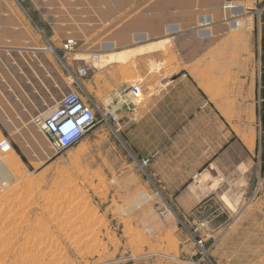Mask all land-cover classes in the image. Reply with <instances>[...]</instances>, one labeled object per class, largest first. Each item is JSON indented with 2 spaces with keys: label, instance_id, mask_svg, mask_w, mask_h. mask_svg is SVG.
<instances>
[{
  "label": "rangeland",
  "instance_id": "374dc122",
  "mask_svg": "<svg viewBox=\"0 0 264 264\" xmlns=\"http://www.w3.org/2000/svg\"><path fill=\"white\" fill-rule=\"evenodd\" d=\"M155 1L0 0V28L17 26L0 29V37L21 38L16 51L28 39L44 49L32 50L33 81L40 79L37 70L47 75L54 66L68 91L83 97V81L87 89L96 73L111 76L114 93L111 106L101 101L104 95L96 103L83 97L98 121L66 149L39 128L41 117L25 126L0 123V139L13 146L0 158L11 162L0 173V264H264V4L238 17L236 29L231 13L213 20L206 28L222 20L228 27L211 36L220 39L217 46L187 62L185 53L200 54L198 29L164 32L169 20L197 22L196 0H159L161 9L170 8L162 14L151 8ZM212 4L200 19L221 6ZM186 33V41L175 40ZM143 35L147 41L135 40ZM70 39L76 44L69 48ZM107 42L121 47L107 52ZM206 54L224 58L223 77L204 75L216 67L200 62ZM12 63L15 69L23 64L18 54ZM167 86H175L176 101L212 102L229 122L255 127L254 151L241 158V167L247 159L250 164L237 206L213 204L189 216L176 206L182 191L163 197L169 191L158 188L152 157L141 153L151 150L153 138H137L140 127L130 114ZM137 87L140 94L132 92Z\"/></svg>",
  "mask_w": 264,
  "mask_h": 264
},
{
  "label": "crops",
  "instance_id": "0c3cea01",
  "mask_svg": "<svg viewBox=\"0 0 264 264\" xmlns=\"http://www.w3.org/2000/svg\"><path fill=\"white\" fill-rule=\"evenodd\" d=\"M209 1H213L212 5L220 3L221 6L218 10L204 11L203 13L208 15L202 16L204 23L198 24V18L203 15L200 12L206 8L205 4ZM209 1L196 0V7H198L195 8L197 22L188 23L187 19L181 18L182 22L175 23L169 20L166 25V27L168 25L174 26L171 29L174 30L170 33L184 29H198L199 38L197 37V40L199 41L196 40V42L200 46L197 50V53L199 51L200 54L185 53L184 59L187 62L195 60L213 45L217 46L220 39L217 38L212 41L214 38L211 36L216 35L221 28L227 27V24L221 19L220 25L206 28L213 24V20L217 18L220 20L222 14L227 17L228 13H231V16L227 18L232 19L233 29H236L240 26L238 17L251 13L250 10L256 6L257 2L261 3L260 5L264 4V0ZM227 1H232L234 6L225 8ZM155 2L160 6L159 0ZM153 4L151 8L157 13L162 14L170 10V8L167 9L168 7L155 9ZM171 11H173V7H171ZM2 24L4 27L1 26L0 29L4 28L3 30L8 28L16 30L17 28L16 24H13L14 27H10L11 24ZM201 27H205V29H200ZM154 35L150 34V36ZM158 35L159 37L162 36L159 33ZM189 35L190 33H186L175 37V40L178 43L184 42ZM146 36L143 35L142 37H145L147 41ZM19 40L21 38L0 37V44H4L0 48V123L5 126L30 125L33 118L48 116L57 108L63 91H67L69 87L64 83L63 74L58 72L54 66L46 75L42 71H38L36 65L35 69L37 74L39 73V76L36 77H40V79L33 81L32 50L42 51L44 49L33 47L37 45L28 39L18 44L23 47L16 51L14 46ZM112 44H116V46L109 50L105 49V51H113L116 47H121L115 42ZM201 46L204 47L201 48ZM16 54H18L20 62L23 63L22 67L17 69L12 65V58L14 59ZM110 55L117 56L119 53ZM223 59L218 54L204 55L200 62H208L209 65L216 64L215 68L210 69V71L206 70L204 75L206 77H223V70L218 69L223 66ZM39 66L44 69L41 60H39ZM43 77H47L46 83L41 81ZM107 77L111 78L108 75L105 79L101 74L95 73L86 80L87 89L84 87V80L82 84L84 99L96 103L99 100L96 95H104L101 101L107 104L105 106H111L114 93L111 92L110 83L112 81L108 82ZM33 92L37 94L35 98H32ZM132 92L134 93L133 90ZM136 93L140 94V92ZM158 94L160 96H155L152 102L132 108L131 110L135 112H131L130 116L133 117L132 120H136L140 127L137 138L147 136L153 138L151 150L141 151V153L142 157H152L151 174L153 178L159 181L158 188L160 190L169 191V193L162 194L163 197L166 199L171 196L175 197L177 191H182L176 197V206L189 216L195 214L194 211L200 213L207 211L213 204L229 209L237 206L241 197L240 191L245 188L242 186L245 181L243 176L247 175L250 164L248 159L243 160L244 167H241V158L251 157L256 144L253 124L248 121L241 126L238 123L234 124L233 121L229 122L223 118L212 102L176 101L174 100V97L177 96L175 86L161 88ZM140 156L138 155V157ZM158 188L156 187L157 190ZM167 194L168 196H166ZM171 204L173 203L171 202ZM233 217H235L234 214Z\"/></svg>",
  "mask_w": 264,
  "mask_h": 264
},
{
  "label": "built area",
  "instance_id": "2783aa9c",
  "mask_svg": "<svg viewBox=\"0 0 264 264\" xmlns=\"http://www.w3.org/2000/svg\"><path fill=\"white\" fill-rule=\"evenodd\" d=\"M75 44L71 40L68 46L70 48ZM85 74V69L80 70L79 75ZM94 107L83 99L79 91L70 89L64 95L58 109L42 123V130L50 137L55 147L59 149L72 147L97 123ZM108 115L114 119L110 112Z\"/></svg>",
  "mask_w": 264,
  "mask_h": 264
},
{
  "label": "bare ground",
  "instance_id": "6f19581e",
  "mask_svg": "<svg viewBox=\"0 0 264 264\" xmlns=\"http://www.w3.org/2000/svg\"><path fill=\"white\" fill-rule=\"evenodd\" d=\"M228 6L226 7V8H232L233 6H234V4L233 3H228L227 4ZM154 7H156L155 9H158V8H160L159 7V4L157 3L156 5H153ZM161 11V10H160ZM227 11V10H226ZM227 14V13H226ZM201 23H204V21H203V19H198V24H201ZM207 24V23H206ZM172 27H174V26H168V27H166V31L167 32H169L170 30H171V28ZM174 30V29H173ZM173 30H171V32L173 31ZM166 32V33H167ZM170 33V32H169ZM148 37V36H147ZM142 38H144V37H142ZM142 38H140V37H138V36H135V40H138V41H140ZM72 39H70V41H71ZM73 42H75L74 40H72ZM76 43V42H75ZM104 46H103V49H107V50H109V49H111V48H113V47H115L116 46V44H111V43H104L103 44ZM93 59H95L96 61H98V60H100V56L99 55H94L93 57H92ZM133 91L134 92H140V89L137 87V88H134L133 89ZM66 93H68V90L66 91V92H64L63 93V96H62V98H61V100L59 101V103H58V106H57V108L56 109H54L48 116H46V117H41L40 118V120H41V124H38V126H39V128L40 129H43L42 127H43V122L51 115V114H53L57 109H58V107L60 106V104H61V102H62V99H63V97H64V95L66 94ZM44 132V131H43ZM45 133V132H44ZM46 134V133H45ZM42 139V138H41ZM42 140H44V138L42 139ZM0 141H2L1 139H0ZM1 143H4V144H2L0 147V158H2L4 155H7L8 153H10L11 151H13V146L11 145V143L10 142H8V141H2ZM0 143V144H1ZM41 148V147H40ZM1 161V160H0ZM2 162H4V164H10L11 162H10V160H4V161H2ZM4 164H1V162H0V173H1V171H3L4 169H5V166H4ZM7 175H8V172H7ZM6 175V176H7Z\"/></svg>",
  "mask_w": 264,
  "mask_h": 264
}]
</instances>
